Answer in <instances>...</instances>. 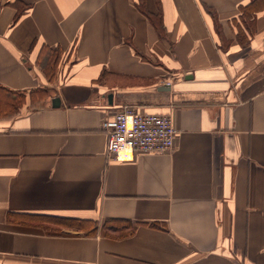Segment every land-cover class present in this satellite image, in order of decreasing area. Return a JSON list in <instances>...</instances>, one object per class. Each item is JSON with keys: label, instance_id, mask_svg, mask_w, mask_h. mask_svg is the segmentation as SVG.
<instances>
[{"label": "crops", "instance_id": "1", "mask_svg": "<svg viewBox=\"0 0 264 264\" xmlns=\"http://www.w3.org/2000/svg\"><path fill=\"white\" fill-rule=\"evenodd\" d=\"M253 2L0 0V84L49 90L0 118V264H264V0L241 20ZM44 46L63 52L53 80ZM127 104L170 114L173 150L114 159L103 124ZM108 219L135 230L113 238Z\"/></svg>", "mask_w": 264, "mask_h": 264}, {"label": "trees", "instance_id": "2", "mask_svg": "<svg viewBox=\"0 0 264 264\" xmlns=\"http://www.w3.org/2000/svg\"><path fill=\"white\" fill-rule=\"evenodd\" d=\"M143 2V0H140ZM255 2V1H254ZM251 3L242 8L241 20L244 22L251 21L252 12L254 8H258V0L257 3ZM139 8L142 10V3H139ZM19 15H17L18 17ZM148 17L153 21L155 27L157 28L159 34H163V23L162 21L148 14ZM253 23V21L251 22ZM241 34L244 32L241 30ZM62 49L60 47L50 48L48 46H44L41 49L39 61H42V67L45 74L49 77V80H53L55 77L56 69L59 62L62 59ZM49 95V90L47 88H37L31 90L29 93L25 91H14L0 84V118L8 117L11 115H15L19 109L27 102L29 99L32 104L43 101ZM10 213L8 215L9 221L12 220V216L19 215L26 220V223L37 222V224L44 225L46 229L52 228L48 227L46 223L49 222L50 225L55 224L59 225L54 230H60L63 226H71L80 230L87 231L89 235H95L97 232V223L93 220H81V219H71L65 217L58 216H49V215H25V214H15ZM31 219V220H30ZM105 228L108 231V235L115 237H123L125 235H129L135 230L133 223L128 220L121 219H108L105 221Z\"/></svg>", "mask_w": 264, "mask_h": 264}, {"label": "built area", "instance_id": "3", "mask_svg": "<svg viewBox=\"0 0 264 264\" xmlns=\"http://www.w3.org/2000/svg\"><path fill=\"white\" fill-rule=\"evenodd\" d=\"M108 153L118 161H133L136 153H166L173 150L177 129L170 114L141 113L124 105L104 122Z\"/></svg>", "mask_w": 264, "mask_h": 264}, {"label": "water", "instance_id": "4", "mask_svg": "<svg viewBox=\"0 0 264 264\" xmlns=\"http://www.w3.org/2000/svg\"><path fill=\"white\" fill-rule=\"evenodd\" d=\"M110 100H111V96H110ZM52 103H53V106L55 107V106H59V103H60V99L59 98H54L53 100H52Z\"/></svg>", "mask_w": 264, "mask_h": 264}]
</instances>
